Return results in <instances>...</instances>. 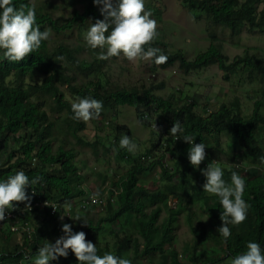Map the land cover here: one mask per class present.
Here are the masks:
<instances>
[{"label":"trees","instance_id":"obj_1","mask_svg":"<svg viewBox=\"0 0 264 264\" xmlns=\"http://www.w3.org/2000/svg\"><path fill=\"white\" fill-rule=\"evenodd\" d=\"M82 2V9L74 8L72 16L63 20L32 0H13L17 8L21 4H35L36 23L41 31L52 29L60 33L78 29L83 35L91 23L103 19V16L99 11L102 5H95L93 0ZM181 2L189 9L203 13L216 27H229L234 34L240 33L244 25L264 31V10L258 12L254 0ZM206 30L209 45L192 60L182 50L169 52L158 41L154 40L151 46L160 48L167 55L168 60L163 66L178 61L187 72L218 65L228 80L231 74L242 68L249 82L258 83L255 88L258 97L249 113L242 107L239 97L229 104L222 103L212 112L206 108L203 109L206 112H198L195 100L190 98L177 106L173 99L157 94L156 91L164 87L163 83L110 91L106 90L101 80L92 82L91 87L75 84L73 74L65 72L71 66L67 63L69 61H64V55L84 72H92L93 68L79 62L74 55L75 49L63 43L51 50L49 40L42 41L39 50L20 62L8 61L0 50V145L6 148L5 142L9 137L18 142V146L8 151L3 164H0V181L23 170L30 181L40 178L37 183L26 187V194L31 197L30 205L38 201L56 203L53 212L52 204L43 209L36 206L29 211L26 209L27 201L15 202L20 222L32 224L35 233L29 237L22 226L15 231L9 221L0 225V264H30L39 246L54 243L50 239L63 233L62 224L68 223L71 215H79L87 222L77 221L79 227L73 228V231L85 232L86 239L96 244L98 255L111 252L131 259L132 264H154V261L157 264H218L231 261L247 251L249 241L259 243L264 254V170L260 167L264 164V58L246 49L245 54L236 55L231 61L216 29ZM40 76L45 77L40 81ZM58 82L67 84L73 97L95 98L102 101L103 106H134L141 122L147 126L162 127L166 134L170 133L175 122H179L184 130L181 135H190L195 138L194 143L205 145L206 157L201 163V172L209 163L225 165L221 157L227 153L222 146L221 135L225 132L232 134L233 142H230L229 148L235 155V161L230 164L231 168L223 169V179L230 184L231 173L235 171L245 180L243 199L249 205L247 219L239 225H228L231 230L229 238L219 234L223 211L219 197L203 191L206 178L199 172L198 178L188 185L177 178L178 175L187 176L183 170L187 163L193 172V165L188 159L190 145L172 134L165 138L163 132L146 151L131 153L119 147L116 156L120 161L127 162L129 169L115 179L110 178L108 172H100L98 175L103 182L109 181L103 188V194L97 196L102 203L86 204L84 200L97 192L85 185V177L80 172L84 163L76 162V148L68 142H62L54 149L55 138L51 136L55 124L49 117V107L66 110L64 119L69 122L75 136L84 127L82 121L73 119L72 102L65 97ZM48 97L54 100L55 105L47 103ZM160 118L165 124H161ZM113 128L132 136L128 125L114 123ZM112 141H118V136ZM159 143L160 153L155 150ZM93 145L96 147L97 143ZM105 146L110 150V145ZM212 159L217 162H212ZM157 174L159 179L154 177L150 186V177ZM175 198L176 206H172L170 203ZM196 202L199 211L193 207ZM98 209L96 219L86 220L83 217V214ZM164 210L167 215L161 220ZM184 213L194 238L179 252L175 240L180 227L179 219ZM204 215L213 221L216 229L207 232ZM114 224H118L116 230L112 228ZM108 232H114L113 241L107 237ZM13 234H19L22 240L12 241ZM209 238L215 244L210 248L214 251L212 254L206 246ZM129 252L133 253L132 257L127 255ZM138 257L145 258L146 262ZM52 261L80 264L71 250L67 257Z\"/></svg>","mask_w":264,"mask_h":264},{"label":"rangeland","instance_id":"obj_2","mask_svg":"<svg viewBox=\"0 0 264 264\" xmlns=\"http://www.w3.org/2000/svg\"><path fill=\"white\" fill-rule=\"evenodd\" d=\"M32 1L38 6H42L52 12L55 17L62 18L63 20L72 16L74 8L82 9L84 4L82 0ZM144 2L145 9L151 11L152 18L157 21L158 35L155 41L160 42L162 44L161 47L169 52L175 53L182 50L188 59H194L198 53L204 51L209 45L207 28L209 30L216 29L223 43L224 51L228 54L231 61L236 55L245 54L246 49L264 58V31L260 29H251L249 25H244L240 33L234 34L229 27H216L214 23L208 21L202 15L203 13H200L198 10L189 9L184 6L181 0H144ZM150 3L152 5L148 8ZM254 5L258 8V12L264 10V0H254ZM48 30L51 33L48 39L51 50L56 49L62 43L69 45L75 49L74 55L79 62H83L93 68L92 72H84V70L78 69L75 66V62L68 60L66 55L63 56L64 61H69L70 63H67L71 66L65 69L66 74H73L75 78L74 83L78 85L91 87L93 86L92 82L101 80L106 90L110 91L118 88H144L163 83L164 87L157 90V94L173 99L177 106L182 105L186 98L195 100L198 112H206L203 110L204 108L210 112L215 111L222 103L229 104L236 97H239L242 107L246 113H249L252 110L254 100L258 97L255 90L258 83L249 82L247 77H245L246 72L242 68L237 69L231 74L230 79L227 80L224 77V71L218 65H211L204 69L187 72L180 66L178 61L171 65L163 66L155 64L154 60L146 61L138 58L136 61H129L122 54L109 60H99L97 56L101 49L90 48L85 40L87 32L83 36L78 29L60 33L52 29ZM44 77L40 76L39 80L41 81ZM58 85L64 91L65 97L68 100L72 103L77 100V97L71 95L67 84L58 82ZM47 100L49 105H55L51 97H48ZM48 111L50 119L55 124L51 134L52 138H55L54 149H57L62 142H68L71 146H74L76 148V162L84 163V167L80 172L85 177V185L91 187L95 192L102 194L103 188L108 185L109 181L104 183L98 174L100 172H108V176L115 179L120 174L125 173L130 166L127 162L120 161L116 156V152H118L117 150L120 147V139L125 135V132H119L116 128L114 129V123L129 126L132 136L128 137L137 144L138 148L136 152L146 151L151 148L160 137L158 131L161 128H157V130L150 125H145L139 120L136 108L130 105L116 106L112 104L110 106H103L100 118L91 119L87 123L82 121L84 127L78 131V137L73 134L69 122L64 119L67 116L65 109L55 106L49 107ZM152 116H154L153 113ZM159 121L161 124H165L162 118ZM116 136H118V141L113 143L112 140ZM77 139L81 140L77 141ZM221 142L227 154L221 157L225 165L220 164L219 166L222 169L231 168L230 164L235 161V155H233L229 148L230 142H233L232 134L223 133L221 135ZM94 143H97V149L93 145ZM5 144H7L6 148L0 145L2 146L0 147V164H3L7 152L18 146V142L11 139V137H9ZM106 144L110 145V150L106 149ZM159 145L160 143L155 149L158 153H160ZM189 165L187 163L183 169L187 174L185 178H183V175L177 176L180 181H185L187 185L198 178V172L202 174L200 170L201 164L199 167L193 166V172L189 169ZM262 165L264 166L263 163ZM263 166H260L263 168L262 170H264ZM154 177L159 179L158 174L151 176L150 186H152ZM176 202L177 199L175 198L170 204L176 206ZM193 207L197 211L200 210L198 202ZM97 212H99V209L82 214L84 218L86 217V220L90 218L96 219L99 216ZM166 215L167 212L164 210L161 220H164ZM71 216L75 217L74 215ZM39 218L41 217L39 216ZM204 219L208 226L207 232L216 229L213 221L207 215H204ZM67 220L68 224L72 225V228L79 227L78 222L74 221L71 217ZM179 221L180 227L177 231L175 244L178 251L181 252L187 242L193 241L194 235L187 223L185 213L180 216ZM116 227L118 228V224L112 226L114 230H116ZM62 235L63 233L60 236ZM113 235L114 232L107 233V237L112 241ZM60 236L50 240L55 242ZM17 240H22L21 236L13 234L12 241ZM206 244L209 248V254H212L214 251L210 248L215 245L214 241L209 238ZM36 255L37 251L33 253L30 264H34ZM127 255L132 257L133 253L129 252ZM138 258L146 262L145 258ZM49 264H60V261L50 260ZM154 264H157V261H154ZM218 264H231V261H223Z\"/></svg>","mask_w":264,"mask_h":264},{"label":"clouds","instance_id":"obj_3","mask_svg":"<svg viewBox=\"0 0 264 264\" xmlns=\"http://www.w3.org/2000/svg\"><path fill=\"white\" fill-rule=\"evenodd\" d=\"M95 5H102L99 11L103 19H96L91 23L85 40L92 49H101L97 56L99 60H109L121 54L129 61L154 60L155 64L162 65L168 60L158 47L151 46L157 37V21L152 18L151 11L145 9L144 0H93ZM50 30L41 31L36 23V6L21 4L17 8L13 0H0V50L10 62H20L29 54L41 47L42 41L50 37ZM103 108L102 101L95 98H77L71 104L74 113L73 119L87 123L91 119L100 118ZM152 128L157 129L156 125ZM160 132L164 128L160 127ZM158 130V129H157ZM183 128L175 122L169 135L182 138L190 147L188 159L194 167H199L206 157L205 145L194 143V137L181 135ZM164 138V137H163ZM164 138V139H165ZM120 147L131 153L137 151V144L127 135L120 139ZM212 162H217L212 159ZM202 174L206 178L203 191L219 197L223 208L220 219L222 226L218 228L219 234L225 239L231 236L229 224L239 225L247 219L249 205L243 199L245 180L235 171L231 173V183L223 179L224 170L217 163H209ZM40 178L31 181L23 170L10 175L6 180L0 181V221L6 219V210L13 209L15 202L27 201L30 207L31 197L26 194V187L35 184ZM99 193L93 194V202ZM54 208V207H53ZM74 221H83L79 215L72 217ZM63 220V216H61ZM63 235L54 243L47 242L37 249L34 264H49L50 260L58 257H67L69 250L74 253L80 264H132V260L105 252L98 255L96 244L86 239L83 231H73L72 225L62 224ZM247 251L235 256L231 264H264V254L257 242L249 241Z\"/></svg>","mask_w":264,"mask_h":264},{"label":"built area","instance_id":"obj_4","mask_svg":"<svg viewBox=\"0 0 264 264\" xmlns=\"http://www.w3.org/2000/svg\"><path fill=\"white\" fill-rule=\"evenodd\" d=\"M175 138H177V137H175ZM92 197H93V195L90 196V199L84 200V202L86 204H88L90 202L94 203ZM101 203H102V199H100L99 197H96V202L94 204H101ZM51 204L52 203L49 202V201H38V202L34 203L33 205H30V207H27L26 209L30 211L36 206L37 207L39 206L40 209H43L46 206H51ZM55 208H56V203H53L52 204L53 212H54ZM15 210H18V208L17 209L13 208V209H10V210H6V219L4 221H0V225H4L7 221H9V222L12 223L11 228L13 230L16 231L22 226L24 229H26L28 231L29 236H32L33 233H35L34 226L32 224H30V223H27V222H25L24 224L21 223L20 222V218L17 215V212ZM23 210H24V208H23Z\"/></svg>","mask_w":264,"mask_h":264},{"label":"bare ground","instance_id":"obj_5","mask_svg":"<svg viewBox=\"0 0 264 264\" xmlns=\"http://www.w3.org/2000/svg\"><path fill=\"white\" fill-rule=\"evenodd\" d=\"M164 158V157H163ZM0 227H2V226H0ZM36 227V226H35ZM4 230V229H3ZM30 237V236H29Z\"/></svg>","mask_w":264,"mask_h":264}]
</instances>
